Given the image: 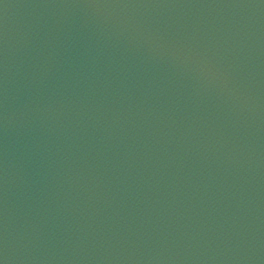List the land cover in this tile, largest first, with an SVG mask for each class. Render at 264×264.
Instances as JSON below:
<instances>
[{"label": "water", "instance_id": "1", "mask_svg": "<svg viewBox=\"0 0 264 264\" xmlns=\"http://www.w3.org/2000/svg\"><path fill=\"white\" fill-rule=\"evenodd\" d=\"M3 264H264V0H0Z\"/></svg>", "mask_w": 264, "mask_h": 264}, {"label": "snow or ice", "instance_id": "2", "mask_svg": "<svg viewBox=\"0 0 264 264\" xmlns=\"http://www.w3.org/2000/svg\"><path fill=\"white\" fill-rule=\"evenodd\" d=\"M0 264H3V261H0Z\"/></svg>", "mask_w": 264, "mask_h": 264}]
</instances>
